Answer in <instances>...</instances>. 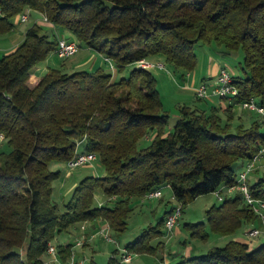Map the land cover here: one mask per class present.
<instances>
[{
    "label": "trees",
    "instance_id": "16d2710c",
    "mask_svg": "<svg viewBox=\"0 0 264 264\" xmlns=\"http://www.w3.org/2000/svg\"><path fill=\"white\" fill-rule=\"evenodd\" d=\"M28 9L53 26L45 33L35 23L16 50L0 59V134L12 149L0 151V264H47L49 245L79 223L101 219L120 237L133 199L169 187L185 208L199 196L234 186V165L264 147L263 121L232 126L234 105L255 99L264 107V0H0V34ZM57 29L113 61L119 72L134 68L114 80L101 68L67 73L64 66L51 67L30 87L33 69L56 51ZM212 42L244 51L243 75H233L239 96L222 98L230 103L226 119L216 108L207 113L180 107L182 117L165 136L169 115L157 80L137 63L164 57L189 73L197 65V45ZM153 134L150 145L140 148V140ZM78 143L98 155L106 175L81 180L62 209L52 198L61 173L50 167L70 161ZM97 190L109 201L96 203ZM250 193L264 201V174L250 183ZM172 211L126 251L153 253L151 241L167 236L165 220ZM258 219L237 192L210 207L206 223L186 227L192 237L206 240L207 229L228 236ZM72 246H56L64 262ZM117 253L108 264H125ZM177 264H264V243L250 249L231 240Z\"/></svg>",
    "mask_w": 264,
    "mask_h": 264
},
{
    "label": "rangeland",
    "instance_id": "374dc122",
    "mask_svg": "<svg viewBox=\"0 0 264 264\" xmlns=\"http://www.w3.org/2000/svg\"><path fill=\"white\" fill-rule=\"evenodd\" d=\"M30 13L31 17L28 22H19L18 18L15 17L13 20L14 28L8 32L0 34V59L24 41L27 29L32 27L35 24V21L38 20L39 16L36 15L37 13L32 11ZM42 17L40 18L42 19ZM43 27L45 33H50V29L47 26L43 25ZM57 35L58 37L64 36L67 39L77 41L75 36L66 30L57 29ZM83 48L84 47H81L75 55L67 59H61L55 52H53L44 62H49V64L55 68H62L64 66V70L67 73H72L75 70H88L90 66L87 64H83V66L78 69L73 68L75 63L80 61L83 62L89 57ZM196 54L197 65L192 71L194 73L198 71L201 73L203 67L206 71L210 66L209 62L211 58L213 62H221L222 65L229 69L234 76L243 75L242 66L244 64L245 53L242 49L230 51L223 46H218L215 42L210 44L201 43L196 47ZM87 62H91V59L88 58L86 63ZM149 62L155 64L161 63L164 65L163 68L155 67L150 71L157 80V87L162 98L164 111L169 115V124L165 128V136L173 131L174 125L181 115L180 107L182 106L189 107L193 110L205 111L207 113L216 108L220 111L224 119L227 118L223 111L229 107L230 103L222 102V98L219 96H210L207 99L201 100L197 99L194 90L186 86L187 82L190 80L187 78L188 72L176 69L173 65L168 63L164 57H151L149 58ZM133 68L134 66H128L124 71L119 72L116 71V69L111 71L106 66L105 71L112 74L113 77L117 74V80H119L124 74L128 75ZM213 79L214 78L208 76L203 78V80L207 82H212ZM221 109H223V111ZM233 109L235 112L232 121L233 128H236L239 125L249 127L256 120H261L264 123V117L262 118L256 111L244 108L242 104L234 105ZM261 129L264 132V124ZM152 137H154V134L140 140V148L150 145ZM11 150L12 149L7 141L0 143V151L10 152ZM260 164L264 165V159H262ZM50 168L53 171H62L64 173V175L60 176L53 182L54 190L52 196L53 201L62 209L71 199L73 190L77 186L76 184H79L81 180L88 176L102 177V175H106V171L101 165L99 158L93 161L92 165H85L74 169L68 167L67 163L66 165L60 166L54 165L53 163ZM67 173H69V175H67ZM260 175H263V173ZM162 193L163 203L158 201L159 199H133L132 206L134 211L128 219V228L124 234L117 237L111 229L107 231V234L112 237L114 241H109L101 235L92 237L95 232L92 230L93 227L91 226L93 224L97 225V223H93L94 221L84 222L88 227V237L86 241L88 243L83 247H76L73 250L76 260L84 261V264H108L115 251H118V257L121 258V256L127 252L126 245L129 242H133L148 227L157 224L164 215V213H162L164 207L172 209L181 206L174 198L171 188L164 187ZM99 196L104 203L109 201V198L101 190H97L95 193L96 203H99ZM156 202L157 204L153 206V203ZM160 204L163 205V209L160 207ZM214 204H220L215 193L202 195L196 198L192 203L183 208L182 216L179 219L178 224L171 232L166 231L167 236L154 238L151 241V245L155 249L154 252L140 254L131 253L132 262L130 264H177L183 259L206 254L213 247L225 246L232 240L230 235L222 236L207 229L209 235L206 240H203L200 237H192L190 230L186 227V224H195L198 222L206 223V211ZM106 224L107 223L102 224L100 227L105 226ZM80 225L82 224L79 223L70 228L68 233L60 234L56 238L54 245L58 246L59 244L64 245L74 243L76 238L81 235V231L78 232L77 230L80 228ZM254 228L260 229L263 233L251 243H264V225L260 218L255 223L244 226L241 229L242 235L247 239L246 231ZM259 245L260 244H258V246ZM59 259L58 263H52L49 256L45 257L47 264H64L61 257H59Z\"/></svg>",
    "mask_w": 264,
    "mask_h": 264
},
{
    "label": "built area",
    "instance_id": "2783aa9c",
    "mask_svg": "<svg viewBox=\"0 0 264 264\" xmlns=\"http://www.w3.org/2000/svg\"><path fill=\"white\" fill-rule=\"evenodd\" d=\"M31 10L28 9L24 13H21L17 16L18 21L25 23L28 22L31 17ZM1 14V10H0ZM35 23H45L53 26L51 22L47 19V17L43 16L41 20H36ZM81 48L80 43L78 41L70 40L63 37H59L58 39V46L56 48L55 53L58 55L61 59H67L75 55L79 49ZM106 61L110 60L108 58H105ZM111 61V60H110ZM138 67L151 70L155 67L163 68L164 65L161 63L155 64L152 62H149L147 59L140 60L137 63ZM213 82V81H212ZM195 95L197 99H207L210 96H219L221 98H225L229 101L234 100V98L239 96V91L236 88V86L233 84V74L229 69L226 67H222L217 75V78L214 80L213 83L204 81L199 86L195 88ZM242 106L244 108L251 109L253 111H256L258 114L264 116V107L259 105L255 99H251L250 101L243 102ZM5 139V136L3 134H0V143H2ZM80 144H78V147ZM98 155L94 152H87V151H79L77 150L75 156L67 162L68 167L71 169L82 167L85 165H92L93 161L98 159ZM264 159V147L254 156V158L250 161H248L245 169L237 174V180L236 184L234 186H226L223 187L214 193L216 194V197L221 202L225 199V197L222 195V190L226 189L227 191H234L237 190L238 192H241L245 202L251 206L253 211L259 216L261 219L263 225H264V201L262 200H256L252 197L250 193V182H249V175L261 168L263 165L260 164V162ZM164 187L158 188L150 193H148L144 198L146 199H159L162 198L163 193L162 189ZM183 207L177 206L173 208V211L167 216L165 220V228L167 232H171L174 227L178 224L179 219L182 216ZM81 225V235L78 236L75 240L72 246V254L68 260V264H84V261H77L75 258V254L73 253V249L76 247H82L84 246L85 242L87 241V235H86V224L82 223ZM110 226L106 224L105 226H102L97 231V235L104 236L109 241H114L112 237H110L107 234V231L110 230ZM263 231L260 229L254 228L249 229L246 231L247 236V242L251 243L254 242L255 239L260 237L262 235ZM71 244V243H68ZM64 244V245H68ZM47 255L50 256L51 260L54 262L59 261V255L57 251V247L54 244H50L47 250ZM122 262L125 264H130L132 261V256L130 253L125 252L121 256Z\"/></svg>",
    "mask_w": 264,
    "mask_h": 264
},
{
    "label": "crops",
    "instance_id": "0c3cea01",
    "mask_svg": "<svg viewBox=\"0 0 264 264\" xmlns=\"http://www.w3.org/2000/svg\"><path fill=\"white\" fill-rule=\"evenodd\" d=\"M37 16H39V18H38V20H41V18L40 17H42V15H40V14H36ZM40 24H42V25H45V26H47L49 29H50V26L51 25H49V24H45V23H40ZM17 48V47H16ZM16 48L14 49V50H12L10 53H12V52H14L15 50H16ZM83 50L85 51V53H87V55L89 56L88 58H90L91 59V62H87L86 63V61L88 60V58L86 59V60H84L83 62H77V63H75L74 64V69H78V68H81L82 66H83V64H87L88 66H90L89 67V69L88 70H95V69H97V68H101V69H106V66L111 70V71H114L115 69H116V71H118V69L116 68V65H115V63L113 62V61H110V60H108V61H106V59H105V57L104 56H102L101 54H99V53H97V52H95L94 50H91V49H89V48H83ZM10 53H8V54H10ZM97 55H96V54ZM147 60H149V59H147ZM210 66H209V68L205 71V68L203 67L202 68V71H201V73H199V71L198 72H190V73H188V75H187V78L188 79H190L189 80V82H187V87H189V88H192L193 90H194V92H195V88L197 87V86H199L202 82H204L205 80H203V78L204 77H211V78H214L212 81L214 82V80L217 78V75H218V73H219V71H220V69L222 68V67H224L223 65H222V63L221 62H213L212 61V59L210 58ZM51 67H53V66H51V64H49V62H44V63H41L40 65H38L37 67H35L34 69H33V73H32V75H31V78H30V82L28 83V85L30 86V87H34L40 80H41V78L49 71V69L51 68ZM125 76H127V74H124V76L123 77H125ZM185 77V76H184ZM113 79L114 80H117V74H116V76L115 77H113ZM213 82H211V83H213ZM214 97V96H213ZM222 102H224V103H226V102H228V101H225V100H223L222 99ZM222 111H223V109H221ZM225 114H226V111H223ZM232 113H234V115H235V112H234V109L232 108ZM182 116L180 115V117L179 118H181ZM84 150V143H81L80 144V146H79V151H83ZM247 163H248V161L247 160H239L235 165H234V169H235V172L238 174V173H240V172H242L244 169H245V167H246V165H247ZM54 165H57V166H60V165H66V163H57V162H55L54 163ZM263 168H261V169H257V170H255V171H253L250 175H249V182L250 183H252V182H254V181H257L258 180V178H259V175L261 174V173H263L264 174V165L262 166ZM60 173H61V175L60 176H62V175H64V173L62 172V171H59ZM67 175H69V173H67ZM105 176V175H104ZM103 175H102V177H104ZM77 185V184H76ZM75 185V186H76ZM238 191L237 190H234V191H228L227 192V190L226 189H223L222 190V195L224 196V197H226V196H228V197H233L236 193H237ZM214 194V193H213ZM158 200V199H157ZM158 201H160V202H162L163 203V198H159V200ZM102 203H104L103 202V200L101 199V197L99 196V204H102ZM157 204V202L156 203H153V206H155ZM160 207H162V209H163V205L162 204H160ZM173 209V208H172ZM169 210H171V209H168V208H166V207H164V209H163V212L162 213H166L167 211H169ZM97 223V225H95V224H93L91 227H93L92 228V230L95 232L93 235H92V237H94V236H97V231L99 230V228H100V226L102 225V224H105V222L104 221H102L101 219H98V220H94V222L93 223ZM83 225V224H82ZM86 235H87V230H88V227L86 226ZM78 230V232L79 231H81V225H80V228L79 229H77ZM229 236V235H228ZM231 237H232V240H234V241H239V242H242V243H246V244H248L249 245V247H250V249H252V248H255V247H257L258 246V244H261V243H248L247 242V239H246V237L244 238V236L242 235V232H241V230L240 231H238V232H236L235 234H233V235H230ZM87 237H88V235H87ZM88 242H86L85 244H84V246L87 244ZM83 247V246H82ZM75 249V248H74ZM73 249V250H74ZM50 257V256H49ZM51 259V258H50ZM60 260V259H59ZM46 262V261H45ZM51 262L52 263H58L59 261H57V262H54V261H52L51 260ZM132 262V261H131ZM64 264H68V260L67 261H65L64 262Z\"/></svg>",
    "mask_w": 264,
    "mask_h": 264
}]
</instances>
